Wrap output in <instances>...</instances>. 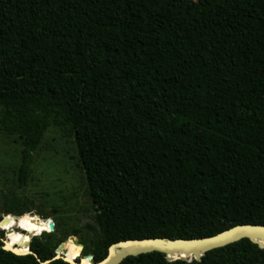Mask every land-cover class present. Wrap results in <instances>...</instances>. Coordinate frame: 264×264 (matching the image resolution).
Masks as SVG:
<instances>
[{
  "label": "trees",
  "instance_id": "1",
  "mask_svg": "<svg viewBox=\"0 0 264 264\" xmlns=\"http://www.w3.org/2000/svg\"><path fill=\"white\" fill-rule=\"evenodd\" d=\"M0 107V131L22 146L21 189L46 130L73 137L97 230L82 255L94 261L119 240L264 225V2L0 0ZM28 211L6 200L4 213ZM59 226L30 239L44 264H72L54 258L74 234ZM0 264L42 263L0 241ZM119 264H264V248L241 238L200 260L151 251Z\"/></svg>",
  "mask_w": 264,
  "mask_h": 264
},
{
  "label": "rangeland",
  "instance_id": "2",
  "mask_svg": "<svg viewBox=\"0 0 264 264\" xmlns=\"http://www.w3.org/2000/svg\"><path fill=\"white\" fill-rule=\"evenodd\" d=\"M21 148L16 136L0 131V216L4 214L6 200L21 198L29 211L9 217V222H15L16 226L25 230L15 231L25 236H28V232L39 235L43 230H51L47 224L51 219L58 222L60 228L74 233L71 235L76 238L68 235L63 241L65 251L61 252L82 254L81 244L90 245L97 230L95 212L86 195L85 176L78 166L73 137L56 127L51 126L46 130L40 144L31 153L29 176L22 189L18 186L15 173L20 163ZM31 215L40 218L32 219ZM58 229L54 233L61 237ZM0 237L4 238L3 232ZM20 249L23 252L25 248Z\"/></svg>",
  "mask_w": 264,
  "mask_h": 264
},
{
  "label": "water",
  "instance_id": "3",
  "mask_svg": "<svg viewBox=\"0 0 264 264\" xmlns=\"http://www.w3.org/2000/svg\"><path fill=\"white\" fill-rule=\"evenodd\" d=\"M9 216H15L13 214L4 213L0 219V224L8 220ZM32 216V215H31ZM39 219V216H35ZM47 224L50 227V231L54 229L53 220L49 219ZM13 229L25 232L21 227H11L9 230L0 229L3 232L4 237L6 232L13 231ZM45 231V230H43ZM28 232V231H27ZM29 241L25 246H27V251L24 253H18L13 249H9L16 254H26L32 253L37 260L44 264L50 261V259L41 260L38 255L30 250V239L35 236L32 232H28ZM68 237H74L69 235ZM75 238V237H74ZM241 238H248L251 242L256 243L259 247L264 248V225L263 224H234L226 229H223L215 234L204 236V237H192V238H167V237H145V238H131L125 240H119L111 243L106 250L105 255L99 260L94 261L92 255L87 253L85 255H80L73 260H69L59 251H65L64 242H61L55 250L54 258H63L64 260L72 264H81L85 259H89L92 264H119L124 258L130 255H138L140 253H146L151 251H159L165 254L168 261L174 259L200 260L202 255L213 248L220 247L231 243L233 241L239 240ZM76 239V238H75ZM0 241L3 242V247L6 248V240L0 237ZM82 248H83V244ZM16 247V245H15Z\"/></svg>",
  "mask_w": 264,
  "mask_h": 264
},
{
  "label": "bare ground",
  "instance_id": "4",
  "mask_svg": "<svg viewBox=\"0 0 264 264\" xmlns=\"http://www.w3.org/2000/svg\"><path fill=\"white\" fill-rule=\"evenodd\" d=\"M72 239L74 238V237H71ZM26 244H27V242L29 241V236H26ZM25 244V245H26ZM24 247H27V246H24ZM6 248L9 250V249H13L14 250V247L13 246H11L9 243H7V241H6ZM28 249V248H27ZM27 249L26 250H24V252H26L27 251ZM81 250H82V248H81ZM15 251V250H14ZM17 252V251H16ZM60 253H62L61 251H59ZM81 253V252H80ZM80 253H79V255H80ZM63 254V253H62ZM64 255V254H63ZM65 256V255H64ZM67 259H69V260H73V259H75V257L73 258V259H71V258H68V257H66ZM81 264H92L91 263V261L89 260V259H86L85 261H83Z\"/></svg>",
  "mask_w": 264,
  "mask_h": 264
},
{
  "label": "flooded vegetation",
  "instance_id": "5",
  "mask_svg": "<svg viewBox=\"0 0 264 264\" xmlns=\"http://www.w3.org/2000/svg\"><path fill=\"white\" fill-rule=\"evenodd\" d=\"M0 219H1V216H0ZM8 238V237H7ZM17 249H20V247H18V248H16V247H14V250L15 251H18ZM22 251V250H21ZM24 252V251H23Z\"/></svg>",
  "mask_w": 264,
  "mask_h": 264
}]
</instances>
